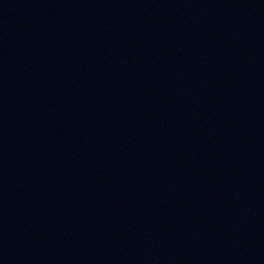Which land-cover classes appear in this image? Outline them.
<instances>
[{"label":"water","instance_id":"obj_1","mask_svg":"<svg viewBox=\"0 0 264 264\" xmlns=\"http://www.w3.org/2000/svg\"><path fill=\"white\" fill-rule=\"evenodd\" d=\"M0 264H264V0H0Z\"/></svg>","mask_w":264,"mask_h":264}]
</instances>
